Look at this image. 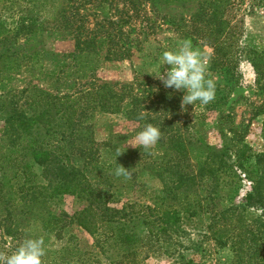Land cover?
Listing matches in <instances>:
<instances>
[{"label": "rangeland", "instance_id": "obj_1", "mask_svg": "<svg viewBox=\"0 0 264 264\" xmlns=\"http://www.w3.org/2000/svg\"><path fill=\"white\" fill-rule=\"evenodd\" d=\"M208 1L73 0L74 8L67 10V13L69 17L74 15L75 26L61 33L46 28L38 42L33 43L32 51H46L62 58L74 51L75 38L71 34L78 31L81 36L96 35L99 58L108 55L109 60L100 59V67L89 74L86 80L77 83L66 80L55 82L53 67L46 63L51 57L47 55L35 64L36 70L26 67L14 73L0 72V94L16 95L25 89H36L60 97L77 95L101 86L110 87L111 92L122 100L120 112H90L81 118L85 125H90L89 134L103 165L111 160V146L107 144H116L119 152L132 153L141 158L139 146L133 138L146 123L161 128V139L169 131L182 135L188 144V159L193 172L205 161L209 147H220L224 143L229 147L235 145V140L230 142L233 136L226 134L231 128L238 136H242L253 154L264 153L263 116L258 115L264 113V0H227L223 14L226 26L220 38L200 28L202 22L193 20L201 13L197 12L198 6ZM42 2L45 15H49L57 5L55 0L8 3L7 8L0 5V25L14 28L19 24L20 17L35 10ZM61 2L65 5L66 1ZM183 39H191L210 57L208 75L216 82V96L208 105L197 103L182 108L184 93L165 88L153 76L157 72L159 54L173 49ZM17 42L24 45L25 40L20 37ZM10 45L12 48L18 46L10 42L3 48H9ZM251 60L258 65L259 74L251 66ZM40 64L44 65L43 70H40L42 72L37 71ZM168 67L165 66L164 70ZM132 109V116L138 120L128 117ZM1 131L0 122V155L4 152L6 142ZM158 145L151 148L155 158L162 153ZM24 162L29 165V181L44 186L41 168L29 157ZM131 163L135 166L136 159L131 160ZM10 164L0 156L3 171L17 170L16 167H10ZM115 169L87 174L92 190L104 199L99 207L102 210L107 208L109 216L117 215L127 205L148 206L153 203L156 195H160L161 184L146 172L138 170L135 179L124 182L119 179L121 177L116 179ZM235 170L238 172L237 168ZM17 171L20 177H24L20 170ZM230 178L222 176L224 185L221 184L220 189L236 201L249 191L250 184L237 181V187L232 189L233 184L225 186V181L228 183ZM13 183L16 184V181ZM3 192L8 194L7 189ZM29 202L11 211V219L15 223L8 225L10 215H7L4 202L0 199V254H10L25 238L42 237L46 247L44 264H53V261L56 264H68L69 260L74 261L73 256L68 258V253L54 254L71 245L80 250L77 256L83 261H89L88 264H113L119 259L121 249L114 247V240L98 243L74 222L75 213L92 202L90 198L81 200L61 196L47 200L44 208L36 210L42 216L29 213V209L33 208ZM50 218L57 221L54 231H49V226L45 229ZM210 220L212 218L209 219L208 214L198 213L189 217L183 212L180 229L162 235L163 239L171 241L169 250L172 255L165 254L161 244L139 243L135 246L137 260L134 264H174L178 255L194 264H230L233 257L230 243H224L226 237L218 234V226L212 227V231L208 229ZM7 226L18 231L19 235H7ZM124 226L137 232L138 238L145 235L144 228L137 220L129 221L126 217ZM20 233L26 234L20 236ZM174 239L178 241L177 247L172 246Z\"/></svg>", "mask_w": 264, "mask_h": 264}, {"label": "trees", "instance_id": "obj_2", "mask_svg": "<svg viewBox=\"0 0 264 264\" xmlns=\"http://www.w3.org/2000/svg\"><path fill=\"white\" fill-rule=\"evenodd\" d=\"M32 1L0 0V5L7 8L8 3ZM55 1L57 5L53 4L55 7L49 15H45V5L42 2L35 10L30 9L32 11L20 17L19 24L14 28L0 25L1 73H14L26 67L36 70L35 64L50 55L51 58L46 63L53 67L54 81L77 83L86 80L89 74H93L100 67V59L109 60L108 55L99 58V49L95 44L96 35L81 36L78 31L71 34L75 38L74 51L62 58L46 51H32L33 43L38 42L46 28L61 33L75 26L74 15L69 17L67 13V10L74 8L73 0H63L66 1L65 5L61 0ZM227 4V0H209L207 4L198 6L197 12L201 13L193 20L202 22L200 28L216 35L215 38H220L226 26L223 14ZM20 37L24 38V45L17 42ZM10 42L18 46L3 48ZM251 66L259 74V67L254 61ZM43 68L44 65L40 64L37 71L42 72L40 70ZM111 90L110 87L101 86L77 95L60 97L36 89H25L16 95L0 94L1 132L6 141L4 152L0 156L24 176L20 177L17 170L3 171L0 167V199L4 202L7 215H10L12 210L24 207L23 203L26 201H30V206H33L29 213L35 216L37 209L44 208L47 200L56 197L71 196L81 200L90 198L92 202H88V205L75 213V224L98 243L114 240V247L121 249V252L119 259L113 264H134L137 260L135 246L139 243L161 244L162 248H165V254L171 256V241H166L162 235L170 231L172 234L180 229L183 212L189 217L203 213L208 214L209 219L212 218L208 229L212 231V227L218 226V234L226 237L224 243H230L233 254L230 264H264V153L253 154L242 136H238L231 128L226 134L233 136L230 142L235 140V145L229 147L230 145L224 143L220 147H209L205 161L193 172L188 159L187 142L181 134L169 131L158 142L162 150L158 158L152 155V149L145 151L139 148V158V155L119 152L116 144H107L111 146V160L103 165L89 134L90 125H85L81 118L90 112L119 113L122 100ZM131 112L133 114V109L129 113L127 111L130 115L127 116L137 119ZM258 115L263 116L264 137V113L260 112ZM27 157L41 168L44 186L29 181V165L24 162ZM134 158L137 161L135 166L131 163ZM250 161H253V164H250ZM117 163L128 170L127 175H116ZM114 168L116 179L121 177L119 179L124 182L135 179L138 170L146 172L161 184L160 195H156L153 203L148 206L127 205L117 215L109 216L107 208L102 210L99 207L104 203V199L92 190L87 174ZM224 175L231 177L228 183L225 181V186L233 184V189L237 187V181H247L250 184L249 191L233 201L220 189ZM13 181H16V184ZM5 189L8 194L3 192ZM11 217L12 215L9 216L8 225L15 223ZM126 217L129 221L140 222L145 230L143 237L138 238L137 232L124 226ZM54 220L50 218L46 221L45 229L49 226V231H54L57 227V221ZM7 228V235H19L18 231L9 226ZM25 234L20 233V236ZM174 242L172 246L177 247L178 241L174 239ZM63 252L69 254V259L74 257V261L71 259L68 264L89 263L77 256L80 250L75 245L67 246L54 254ZM83 253L86 254L85 251ZM175 260L174 264H194L185 260L182 255H178ZM53 264L56 262L53 261Z\"/></svg>", "mask_w": 264, "mask_h": 264}, {"label": "clouds", "instance_id": "obj_3", "mask_svg": "<svg viewBox=\"0 0 264 264\" xmlns=\"http://www.w3.org/2000/svg\"><path fill=\"white\" fill-rule=\"evenodd\" d=\"M209 59L210 57L191 39L179 40L173 49L164 50L159 54L157 72L153 76L159 79L165 88L184 93L182 108L197 103L208 105L216 96V82L208 75ZM165 66H169L166 71ZM161 137V128L146 123L133 139L139 148L148 151ZM127 173L128 170L118 164L116 175ZM45 256L44 239L29 237L20 241L10 254H0V264H44Z\"/></svg>", "mask_w": 264, "mask_h": 264}]
</instances>
